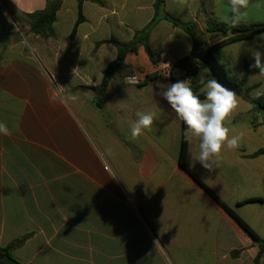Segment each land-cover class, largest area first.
<instances>
[{
    "label": "crops",
    "instance_id": "0c3cea01",
    "mask_svg": "<svg viewBox=\"0 0 264 264\" xmlns=\"http://www.w3.org/2000/svg\"><path fill=\"white\" fill-rule=\"evenodd\" d=\"M98 1L82 0L77 23L78 1L62 0L44 38L29 31L26 15L45 0H0V122L10 132L0 134V248L24 238L10 250L18 264H255L257 244L179 166L183 124L156 87L171 82V66L192 50L191 37L167 17L194 23L208 38V18L224 23L231 15L228 0H163L148 36L157 64L142 46L128 52L100 109L95 88L117 55L111 40L133 41L154 18L155 0ZM247 11L239 25H264V0H250ZM258 34L214 50L233 83L254 63L246 48ZM231 48L244 49L237 74ZM199 74L202 80L191 83L203 93L210 74L205 67ZM128 75L142 83L127 85ZM251 110L245 113L255 130L264 121L253 125ZM137 111L156 117L133 141ZM241 116L228 125L233 134ZM245 144L243 138L239 148H226L209 171L189 166L198 145L186 141L185 163L264 239V226L253 224L258 216L264 221V203L241 204L264 196V156L250 157L264 148Z\"/></svg>",
    "mask_w": 264,
    "mask_h": 264
},
{
    "label": "clouds",
    "instance_id": "9594fccd",
    "mask_svg": "<svg viewBox=\"0 0 264 264\" xmlns=\"http://www.w3.org/2000/svg\"><path fill=\"white\" fill-rule=\"evenodd\" d=\"M230 16H223L222 21L231 29L237 27L248 15L250 0H228ZM259 7V5H256ZM264 33L254 37L246 51L253 58L251 68L258 69L259 76H264ZM199 80H202L199 74ZM192 78L178 79L175 82H157L160 95L182 122L183 136L186 141H196L198 152L190 155L189 166L197 163L206 170H213L222 152L227 148H239L244 133L233 134L228 126L239 107V98L235 90L223 84L219 78L210 76L202 90L203 98L193 90ZM137 119L130 125L131 139L135 141L145 130H151L156 113L137 111ZM0 134L10 135L4 122H0Z\"/></svg>",
    "mask_w": 264,
    "mask_h": 264
},
{
    "label": "trees",
    "instance_id": "16d2710c",
    "mask_svg": "<svg viewBox=\"0 0 264 264\" xmlns=\"http://www.w3.org/2000/svg\"><path fill=\"white\" fill-rule=\"evenodd\" d=\"M46 5L43 9L34 11L28 15L26 18L28 20L29 31L37 36L40 37H49L52 35V24L55 20V14L59 7L61 6L62 0H45ZM78 1V19L77 23L82 20V16L80 13V3L82 0ZM93 2L100 3L98 0H90ZM162 7H163V0H155L154 2V18L152 21L142 30L136 32L134 34L133 41L129 43H121L115 40H111L117 49L116 58L111 61L108 66L103 71V78L100 85L95 88L96 96L94 98V104L97 108H101L103 105V97L104 92L114 77L115 72L123 65L125 56L128 52H136L139 46L144 48L145 53L147 54L149 60L153 65H156L158 62L157 56L152 53L148 46V36L150 33L151 28L155 25L158 16L162 14ZM172 24L181 28L184 32H186L192 40V50L191 53L187 56L181 57L178 59L170 68L169 70V78L171 82H175L178 79H188L193 78L197 75L199 68H204V66L199 63L198 61L193 59V54L208 49L209 52L213 55V52L216 48L228 45L231 43H235L238 41L245 40L249 38L251 35L256 33H264V25H238L235 28H232L231 31L233 35L229 36L228 33V25L225 23H221L216 21L213 18H208L206 31L205 33L208 35V38H205L203 33H201L198 27L194 23H183L171 17H167ZM216 37H223L224 40L217 43L214 46L209 47L208 41L216 38ZM256 72L255 68H251L249 65H244V72L241 79L235 84L233 83L226 74L228 82L234 84L236 86V92L240 95V97L251 104L252 110L254 113L258 115H262L264 121V92H262L258 97L253 98L249 94V88L244 87L248 81L250 75ZM226 73V72H225ZM157 76L155 74L149 76L147 80H153ZM87 89V88H84ZM193 90L197 92L196 87H193ZM203 98V93H198ZM255 117H251V122L253 125H256L254 122ZM184 128V126H183ZM185 150H186V140L182 139V146L181 152L179 156V166L181 169L189 175L215 202H217L240 226L241 228L249 235V237L257 244L259 248V252L255 259V264L258 263L260 257L264 254V239L259 238L255 232L246 225L236 214L233 210L228 208L223 202H221L218 197L210 191L195 175L194 173L187 167L185 163ZM263 155L264 156V149H259L250 157H257ZM250 202H260L264 203V196L259 199H253L249 201H245L241 204L250 203ZM24 238L16 240L14 243L10 244L5 248H0V254H5L10 256V250L14 247H18L22 244ZM12 259V258H11ZM13 260V259H12ZM16 262V261H15ZM0 264H4L0 260Z\"/></svg>",
    "mask_w": 264,
    "mask_h": 264
},
{
    "label": "rangeland",
    "instance_id": "374dc122",
    "mask_svg": "<svg viewBox=\"0 0 264 264\" xmlns=\"http://www.w3.org/2000/svg\"><path fill=\"white\" fill-rule=\"evenodd\" d=\"M228 52H229V55L231 57H233V59L235 61V67L233 69V72H235V74H237L238 72L241 71L240 65L238 62V58L241 55H243L242 53H244V49L240 50V49L231 48V50ZM194 79H195V82H198V83H199V81H201V80H199V75H196L194 77ZM231 79H233V78H231ZM240 79H241V77H239V76L234 77V80L237 82ZM237 82H234V83L236 84ZM244 87L249 88V91H250L249 94L252 97H254V98L258 97L262 92H264V76L258 75L256 77L250 79L249 82H247ZM204 88H205V85L202 86L201 90H203ZM237 95H238L240 103H239V107L236 110V112H241V113L245 114V116H241L238 120H236V124L240 126L239 132L244 133V139L246 142L245 146L246 147L249 146L250 148L254 147L256 149L264 148V124L260 125L258 128L253 130V128L249 124V115H246V113H245L247 110H249V108L251 106L247 102H245L240 97V95L238 93H237ZM253 115L255 117L254 120L256 123L263 121L262 115H258L256 113ZM230 124L231 123H229L228 125H230ZM263 215H264V213H263ZM260 219H263V218L258 216L255 219V221L253 220V224L257 229H260V226L261 227L264 226V221H260Z\"/></svg>",
    "mask_w": 264,
    "mask_h": 264
},
{
    "label": "water",
    "instance_id": "95a60500",
    "mask_svg": "<svg viewBox=\"0 0 264 264\" xmlns=\"http://www.w3.org/2000/svg\"><path fill=\"white\" fill-rule=\"evenodd\" d=\"M193 59L201 63L207 69L210 76H215L219 78L223 84L236 91V86L228 82L224 69L213 58L212 54L209 52L208 49H204L193 54ZM0 260L4 264H18L5 254H0Z\"/></svg>",
    "mask_w": 264,
    "mask_h": 264
},
{
    "label": "built area",
    "instance_id": "2783aa9c",
    "mask_svg": "<svg viewBox=\"0 0 264 264\" xmlns=\"http://www.w3.org/2000/svg\"><path fill=\"white\" fill-rule=\"evenodd\" d=\"M123 81L127 85H131V86H139L142 83V80L138 76H136V75H128V76H125L123 78Z\"/></svg>",
    "mask_w": 264,
    "mask_h": 264
}]
</instances>
